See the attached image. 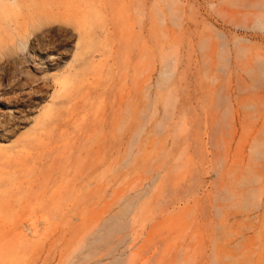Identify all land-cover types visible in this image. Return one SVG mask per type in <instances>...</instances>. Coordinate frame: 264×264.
<instances>
[{
  "label": "rangeland",
  "instance_id": "rangeland-1",
  "mask_svg": "<svg viewBox=\"0 0 264 264\" xmlns=\"http://www.w3.org/2000/svg\"><path fill=\"white\" fill-rule=\"evenodd\" d=\"M89 253L264 264V0H0V264Z\"/></svg>",
  "mask_w": 264,
  "mask_h": 264
},
{
  "label": "bare ground",
  "instance_id": "bare-ground-1",
  "mask_svg": "<svg viewBox=\"0 0 264 264\" xmlns=\"http://www.w3.org/2000/svg\"><path fill=\"white\" fill-rule=\"evenodd\" d=\"M23 48V47H22ZM103 244H106V238L102 239ZM98 246V245H96ZM96 246H94V251L96 250ZM45 248V247H44ZM54 256V255H53ZM92 256V253L87 254L86 256H83L82 258H78V262L74 264H86L88 263V259H90ZM77 257V256H76ZM54 258V257H53Z\"/></svg>",
  "mask_w": 264,
  "mask_h": 264
}]
</instances>
